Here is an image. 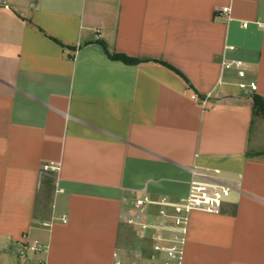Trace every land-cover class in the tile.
Here are the masks:
<instances>
[{
	"label": "crops",
	"instance_id": "crops-1",
	"mask_svg": "<svg viewBox=\"0 0 264 264\" xmlns=\"http://www.w3.org/2000/svg\"><path fill=\"white\" fill-rule=\"evenodd\" d=\"M255 95L264 0H0V264L132 258L133 203L177 201L197 174L232 193L192 214L184 264H264Z\"/></svg>",
	"mask_w": 264,
	"mask_h": 264
},
{
	"label": "built area",
	"instance_id": "built-area-1",
	"mask_svg": "<svg viewBox=\"0 0 264 264\" xmlns=\"http://www.w3.org/2000/svg\"><path fill=\"white\" fill-rule=\"evenodd\" d=\"M221 13V15H228V21H233L229 9H224ZM243 27L246 28L247 24ZM241 66V62H232L225 67L226 69H240ZM251 88L255 90V84H252ZM192 99L196 100V97ZM45 171H57V167L47 166ZM196 176L197 178L190 184L188 194L177 201L166 198L154 201L146 196L133 203L134 214L127 219L126 223L142 240L147 242L145 247L147 250L132 258L128 255L115 254L113 264L185 263V250L192 214H222L232 193V188L224 183L209 180L200 174ZM42 250L43 248L38 244L30 247V251L34 254ZM40 264L46 263L41 262Z\"/></svg>",
	"mask_w": 264,
	"mask_h": 264
},
{
	"label": "trees",
	"instance_id": "trees-1",
	"mask_svg": "<svg viewBox=\"0 0 264 264\" xmlns=\"http://www.w3.org/2000/svg\"><path fill=\"white\" fill-rule=\"evenodd\" d=\"M110 58L113 59V60H116V61H122V62H124L126 64H131V65H137V64H140V63L143 62V61L131 59V58H128V57H126L124 55H118V54L111 55ZM162 65L167 67L169 70L175 72L180 77L184 78L183 75L180 72H178L176 69H174V68H172V67H170L168 65H165V64H162ZM253 111H254V115L255 116L262 115L264 117V99L261 98L260 96L255 95L253 97Z\"/></svg>",
	"mask_w": 264,
	"mask_h": 264
},
{
	"label": "rangeland",
	"instance_id": "rangeland-1",
	"mask_svg": "<svg viewBox=\"0 0 264 264\" xmlns=\"http://www.w3.org/2000/svg\"><path fill=\"white\" fill-rule=\"evenodd\" d=\"M257 117L261 118L262 120H264V117L262 115H257Z\"/></svg>",
	"mask_w": 264,
	"mask_h": 264
}]
</instances>
